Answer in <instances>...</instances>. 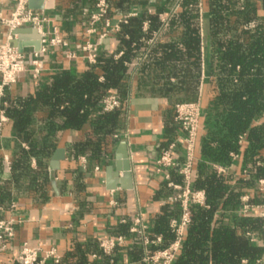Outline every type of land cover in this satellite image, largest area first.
I'll use <instances>...</instances> for the list:
<instances>
[{
    "label": "crops",
    "instance_id": "obj_1",
    "mask_svg": "<svg viewBox=\"0 0 264 264\" xmlns=\"http://www.w3.org/2000/svg\"><path fill=\"white\" fill-rule=\"evenodd\" d=\"M43 1L42 8L37 9L42 10L49 20L43 30L51 32L56 29L58 36L68 43V49L75 51L76 45L88 38L83 13L92 11L94 6L88 5L85 0ZM46 1L50 4L49 8L45 7ZM209 1L198 0L200 49L194 61L190 58L185 62H169L158 53V61L149 70L140 72V63L147 61L146 50L128 65L124 115L118 127L111 128V134H105L104 130L96 131L86 124L78 131L51 132L46 139V115L36 112L32 115L30 126L32 144L34 147L53 145L48 157L42 160L34 155H22L23 151L28 152L30 146L16 137L11 123L0 111V219L19 220L9 248L0 253V264H17L16 255L23 243L29 247L54 248L62 259L71 264L76 263L80 249L82 260L86 259L90 264H137L143 260L150 245L144 244V238L150 240L148 230L154 226L165 205L171 203L169 199L178 192L168 183L179 184L164 178L168 170L162 174L155 171L156 159L183 135L174 120L176 104L197 102L202 110L193 173L198 165H203L217 174L232 177L233 181L245 177L241 155L246 145L244 137L240 139V153L230 154L227 164H213L200 155L207 110L218 91ZM84 3L87 5L83 6ZM157 3L158 0H148V14L155 12ZM238 4L239 9L245 10L251 17L244 28L253 29L261 25L264 32V0H239ZM14 7L12 0H0V43L8 37L3 21L10 18ZM178 7L176 2L164 8L158 14L160 21L165 25ZM138 11L133 8L126 13L112 14L107 20L110 25H115L129 15L136 16ZM142 30L145 33L148 30L146 22ZM164 30L151 32L148 46L157 39L165 40ZM24 37L21 41H33L30 34ZM89 39L97 44V54H110L114 60L122 57L118 41L113 33L107 32L103 23L97 25L96 33ZM14 41H18L17 35ZM23 48L26 52L32 50L30 46ZM40 63L42 72L39 78L34 79L28 73L20 76L11 87L15 90L14 95L32 93L35 82L39 79L43 83L46 80L44 77L49 74L67 70L80 75L91 64L79 51H76L75 58L68 59L65 49L58 46L49 48L41 56ZM98 79L103 81L102 76ZM163 86L177 89L164 91ZM122 145H125L131 178L118 183L115 189H109L107 168L115 169ZM81 147L82 152L79 151ZM91 149L100 150L97 158L90 156ZM58 152L62 155L59 169L53 170L50 163ZM174 157L180 161L179 148H176ZM118 175L119 179L122 178V172ZM127 185L131 187L125 188ZM262 187L264 189V185ZM167 189L176 191L175 195L167 194ZM136 220H139L144 235L131 232ZM123 228L127 236L121 234ZM114 237H122L123 243L118 245L117 250L104 253L100 248L101 241ZM152 245H161V242ZM100 250L109 256L108 260L104 261L97 255ZM260 264H264V257Z\"/></svg>",
    "mask_w": 264,
    "mask_h": 264
},
{
    "label": "trees",
    "instance_id": "obj_2",
    "mask_svg": "<svg viewBox=\"0 0 264 264\" xmlns=\"http://www.w3.org/2000/svg\"><path fill=\"white\" fill-rule=\"evenodd\" d=\"M85 1L94 6L98 0ZM104 1L108 5L106 19L133 8L139 10L113 33L119 50L123 52L122 57L114 60L110 54H97L96 62L88 65L83 74L67 70L49 74L43 83L38 79L33 92L25 96L14 95L13 85L4 90L0 111L11 123L16 137L28 142L30 149L23 151V156L34 155L44 160L53 148L52 144L40 147L32 144L30 126L34 113L46 115V139L51 132L78 131L86 124L96 131L104 130L105 134H111V128H117L124 115L130 63L148 50L147 61L139 65L140 72H144L158 61V53L169 62H185L190 58L194 61L195 54L199 53L198 0H158L153 14L146 11L148 0ZM176 2L178 10L164 25L158 14ZM238 2L209 1L218 91L207 110L200 155L213 164H227L230 154L240 153V139L244 137L246 145L241 155L245 177L233 181L232 177L217 174L212 168L197 166L192 174L191 187L204 193L205 206L190 207V222L171 264H260L264 257V218L253 212L242 213L243 196L248 197L251 206H264V189L258 187L259 181H264V32L261 25L253 29L244 28L251 17L239 9ZM144 22L148 24L146 33L142 30ZM162 28L166 39H157L148 46L150 33ZM170 70L176 71L175 68ZM100 76L103 77L102 82L98 79ZM176 89L163 86L164 91ZM106 95L118 96L122 106L104 112L102 99ZM79 151L82 152V147ZM99 151L91 149L90 156L97 158ZM168 174L170 181L182 184L177 171L170 169ZM164 185L166 187V182ZM168 193L175 195L176 191L167 189ZM179 215L178 202L165 205L154 226L148 230L149 241H155L159 236L161 245H148L149 252L164 249L173 241L170 221ZM121 234H127L125 228ZM97 255L104 261L109 259L101 250ZM44 264L71 263L60 257L58 263L49 260ZM75 264H90L86 259L82 260V249L78 250ZM137 264L145 263L139 260Z\"/></svg>",
    "mask_w": 264,
    "mask_h": 264
},
{
    "label": "built area",
    "instance_id": "obj_3",
    "mask_svg": "<svg viewBox=\"0 0 264 264\" xmlns=\"http://www.w3.org/2000/svg\"><path fill=\"white\" fill-rule=\"evenodd\" d=\"M15 3L13 13L10 18L3 23L8 29V37L0 43V98L3 96L6 88L14 85L20 76L28 73L32 78L37 79L42 67L40 63L41 56L46 54L51 47H61L65 49V56L68 59L76 57V51L81 52L89 63L93 64L97 58V44L90 41L89 36L96 33V27L103 23L107 32L115 33L119 31L120 25L126 22L129 15L115 25H110L106 19L108 5L104 0H98L92 11H86L83 16L86 18L87 28L85 30L88 38L75 47V51L68 49V43L58 36L56 29L51 32L44 31L43 27L48 24V17L42 10H32L28 8V0H12ZM30 28L36 30L39 35V50L26 52L24 48L19 51L13 44L18 29ZM121 107V101L116 95H106L102 99V109L104 112H111ZM202 110L199 103H182L175 106L174 120L181 129L183 135L166 151H164L155 161V171L159 174L167 170H175L182 179L181 185L168 186L176 189L178 193L171 197V202H178L180 206V215L177 219L170 221V228L173 232V241L164 249L147 251L143 258L145 264H171L176 256L184 230L190 222V207L205 206V197L202 191L193 190L191 187L193 164L195 161V149L199 137L200 119ZM176 148L180 149L181 160L177 161L174 157ZM97 170V169H96ZM165 180H169V175L164 174ZM261 190H263L264 181H259ZM242 213L253 212L264 218V206L254 207L248 204V197L242 198ZM19 223L18 219H0V253L9 248V242L14 238L15 225ZM131 232L144 235L139 220L135 221V226ZM254 241V240H253ZM160 238L155 241H149L144 238V244H158ZM123 243L122 237H114L101 241L100 248L104 253H109L114 247ZM52 260L58 263L60 256L54 248H44L43 246L29 247L23 243L16 255V261L20 264H44Z\"/></svg>",
    "mask_w": 264,
    "mask_h": 264
},
{
    "label": "water",
    "instance_id": "obj_4",
    "mask_svg": "<svg viewBox=\"0 0 264 264\" xmlns=\"http://www.w3.org/2000/svg\"><path fill=\"white\" fill-rule=\"evenodd\" d=\"M43 0H28V8L32 10H37L41 9L43 6ZM46 8L50 7V4L48 1H46L45 4ZM18 36V41H14L13 44L18 48L19 51H22V48L25 46H30L33 48L34 51L39 50V35L37 34L36 30L30 29V28H23V29H18L14 32ZM25 34H30L31 38H33V41H21L25 37ZM121 155L117 157L116 160V166L115 169L113 170L112 167L107 168L106 172V179H107V184L109 186V189H115L116 185L118 183L121 184L123 181H129L131 178V173H130V166L125 150V145H122V149H120ZM61 152H58L55 157L53 158L52 162L50 163V166L53 170L59 169V160L62 158V155H60ZM122 172V178L119 179L118 173ZM119 179V181H118ZM131 185H127L125 188H130Z\"/></svg>",
    "mask_w": 264,
    "mask_h": 264
},
{
    "label": "rangeland",
    "instance_id": "obj_5",
    "mask_svg": "<svg viewBox=\"0 0 264 264\" xmlns=\"http://www.w3.org/2000/svg\"><path fill=\"white\" fill-rule=\"evenodd\" d=\"M259 188L262 189L260 185H259Z\"/></svg>",
    "mask_w": 264,
    "mask_h": 264
}]
</instances>
